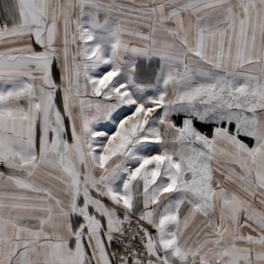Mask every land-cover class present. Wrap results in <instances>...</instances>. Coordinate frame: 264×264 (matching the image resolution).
Wrapping results in <instances>:
<instances>
[{
	"label": "snow or ice",
	"instance_id": "obj_1",
	"mask_svg": "<svg viewBox=\"0 0 264 264\" xmlns=\"http://www.w3.org/2000/svg\"><path fill=\"white\" fill-rule=\"evenodd\" d=\"M0 264H264V0H0Z\"/></svg>",
	"mask_w": 264,
	"mask_h": 264
}]
</instances>
